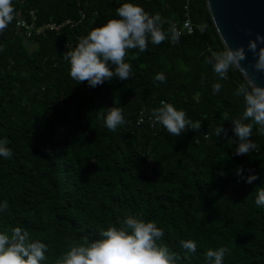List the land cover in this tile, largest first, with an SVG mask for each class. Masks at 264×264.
I'll use <instances>...</instances> for the list:
<instances>
[{
    "label": "trees",
    "instance_id": "16d2710c",
    "mask_svg": "<svg viewBox=\"0 0 264 264\" xmlns=\"http://www.w3.org/2000/svg\"><path fill=\"white\" fill-rule=\"evenodd\" d=\"M124 2L13 0L15 9L34 10L35 23H72L27 39L14 21L0 32V139L7 138L13 152L10 159L0 157V203L9 205L0 211V232L26 230L48 246L42 264H56L69 241L96 239L100 230L135 215L155 221L163 242L181 255L180 242L195 241L196 252L183 264H207L206 252L221 246L230 250L224 264H264V208L255 204L257 189L264 187V135L254 126L260 150L234 157V145L214 134L222 123L232 135L224 115L243 112V98L234 95L243 76L230 70L221 91L213 93L217 78L205 58L223 45L204 0H132L159 13L166 32L170 22L182 19L183 5L199 27L175 45L165 40L149 42L144 52L129 50V80L91 88L71 78L64 54L115 17ZM25 40L34 47L28 49ZM158 73L164 82L155 80ZM161 100L201 121L199 132L174 137L150 124L147 116ZM115 101L126 123L112 132L98 115ZM237 166L258 179L245 183Z\"/></svg>",
    "mask_w": 264,
    "mask_h": 264
},
{
    "label": "clouds",
    "instance_id": "9594fccd",
    "mask_svg": "<svg viewBox=\"0 0 264 264\" xmlns=\"http://www.w3.org/2000/svg\"><path fill=\"white\" fill-rule=\"evenodd\" d=\"M14 17L13 0H0V32L12 23ZM164 23L159 13L150 14L132 0H125L116 9L115 17L89 30L64 54L71 78L77 84L87 82L91 88L114 78L129 80L132 77V65L126 61L129 50L144 52L149 42L153 45H159L165 40L173 45L179 43L182 31L170 27L166 32ZM200 31L203 33L205 27H201ZM208 51L210 55L205 58V62L211 65L217 78L212 83L214 94L221 91L224 86L222 81L229 79L230 70L239 69L244 73L242 82L234 92L235 96L243 98V112L235 118H230L227 113L224 115V120L231 124L232 135H229V129L222 123L215 128L214 134L217 139L223 138L228 144L234 145V157L248 156L260 150L252 139L254 126L259 134L264 135V84L256 83L242 62L251 53V67L264 73V35L257 32L254 38L249 36L247 44L235 47L225 41L219 51ZM155 80L164 82L166 77L158 73ZM118 103L113 102V106L98 115L112 132L126 123L122 108L115 106ZM150 121L153 125H162L174 137H179L189 129L199 132L201 128V121L193 122L187 118L183 109H177L164 100L150 110ZM8 144L7 138L0 139V157L5 159L13 155ZM235 174L248 184L258 179L254 171L241 166H237ZM255 204L258 208H264V187L257 189ZM8 207L7 200L0 203V211H7ZM164 235L155 221L128 215L117 225L110 224L100 230L96 239L69 241L67 250L56 264H183V261L189 259L188 253L197 250L195 241L182 240L180 247L185 251L181 255L163 242ZM47 251L46 243L31 239L29 233L20 227H14L10 233L0 232V264H42L46 260ZM227 254H230V250L225 246L209 249L205 254L207 264H224Z\"/></svg>",
    "mask_w": 264,
    "mask_h": 264
},
{
    "label": "water",
    "instance_id": "95a60500",
    "mask_svg": "<svg viewBox=\"0 0 264 264\" xmlns=\"http://www.w3.org/2000/svg\"><path fill=\"white\" fill-rule=\"evenodd\" d=\"M211 23L222 45L225 41L232 47L247 44L249 36L259 32L264 35V0H204ZM253 56L242 66L258 84H264V73L251 67ZM239 70V69H238ZM242 74L244 73L239 70Z\"/></svg>",
    "mask_w": 264,
    "mask_h": 264
},
{
    "label": "built area",
    "instance_id": "2783aa9c",
    "mask_svg": "<svg viewBox=\"0 0 264 264\" xmlns=\"http://www.w3.org/2000/svg\"><path fill=\"white\" fill-rule=\"evenodd\" d=\"M21 3H25L27 0H19ZM184 12L182 19L178 21H172L169 24L170 27H176L178 30L182 31V33H190L195 28L199 26L193 23L187 14L186 5H183ZM14 24L18 30L21 31L23 38L27 39L32 36L42 35L47 31H55L58 32L64 25L70 24L69 19L63 20H47L41 23H35V14L32 8H17L15 9V17ZM143 119V114L140 111L137 122ZM147 119L150 121V114L147 116Z\"/></svg>",
    "mask_w": 264,
    "mask_h": 264
},
{
    "label": "rangeland",
    "instance_id": "374dc122",
    "mask_svg": "<svg viewBox=\"0 0 264 264\" xmlns=\"http://www.w3.org/2000/svg\"><path fill=\"white\" fill-rule=\"evenodd\" d=\"M24 44L27 46V48H28V49H30V48H33V47H34V44H33V43H31V42H30V41H28V40H25Z\"/></svg>",
    "mask_w": 264,
    "mask_h": 264
}]
</instances>
